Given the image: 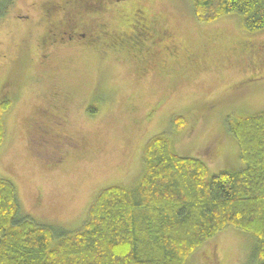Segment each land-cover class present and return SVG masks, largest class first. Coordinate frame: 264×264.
<instances>
[{"label":"rangeland","instance_id":"1","mask_svg":"<svg viewBox=\"0 0 264 264\" xmlns=\"http://www.w3.org/2000/svg\"><path fill=\"white\" fill-rule=\"evenodd\" d=\"M46 1L0 0V104L11 101L2 117L0 177L13 182L24 210L76 230L99 190L139 180L142 148L160 132H170L179 155L204 159L210 175L243 166L226 118L264 111V29L247 31L236 13L197 21L190 0H124L126 18L140 6L164 19L168 47L154 59L68 45L51 48L44 62L35 40ZM118 10L109 18L117 29L125 21ZM54 92L70 138L30 142L27 122L51 111ZM181 114L188 122L174 131L171 120ZM254 242L230 226L189 263L253 264Z\"/></svg>","mask_w":264,"mask_h":264},{"label":"trees","instance_id":"2","mask_svg":"<svg viewBox=\"0 0 264 264\" xmlns=\"http://www.w3.org/2000/svg\"><path fill=\"white\" fill-rule=\"evenodd\" d=\"M190 1L197 21L236 13L247 31L264 29V0ZM1 101L0 147L11 103ZM186 118L175 115L172 130ZM226 125L239 170L210 175L204 159L179 155L170 132H160L142 148L139 180L99 190L73 231L24 210L13 182L0 177V264H190L203 242L230 226L254 235L252 262L264 264V111L228 116Z\"/></svg>","mask_w":264,"mask_h":264},{"label":"flooded vegetation","instance_id":"3","mask_svg":"<svg viewBox=\"0 0 264 264\" xmlns=\"http://www.w3.org/2000/svg\"><path fill=\"white\" fill-rule=\"evenodd\" d=\"M54 1L47 0L43 4L40 10L41 19L37 25L42 31L36 36L35 45L42 51L44 62L50 58L49 50L59 46H82L89 51L103 48V52L124 50L134 55H147L153 59L166 46L163 40L166 38L164 21L159 20L154 14L147 13L140 6L134 9L129 18H126V7H119L124 0ZM117 9H119L117 14L125 20L118 29L110 26L111 19H109L112 12ZM53 95L54 99L50 95L47 98L52 99L51 111L43 110L40 113L37 111V116L31 120L32 125L27 122L32 135L31 140L39 135L49 137L50 141L54 139L56 143L61 139L70 138L66 132H63L68 120L65 111L56 100L59 94L54 92ZM67 145L75 150L79 146L70 143Z\"/></svg>","mask_w":264,"mask_h":264}]
</instances>
